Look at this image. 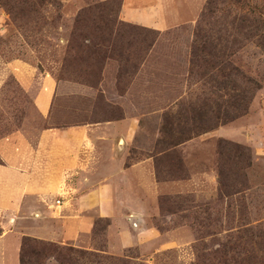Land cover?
I'll return each mask as SVG.
<instances>
[{"label": "rangeland", "instance_id": "1", "mask_svg": "<svg viewBox=\"0 0 264 264\" xmlns=\"http://www.w3.org/2000/svg\"><path fill=\"white\" fill-rule=\"evenodd\" d=\"M164 2L181 19L161 32L121 20L122 0H0V140L126 117L134 137L118 155L152 169L144 190L76 212L93 224L81 243L23 235L22 264H264V0ZM43 75L45 117L27 92ZM49 212L38 224L56 234L63 209ZM30 216L3 230L26 233ZM120 233L143 242L124 248Z\"/></svg>", "mask_w": 264, "mask_h": 264}, {"label": "crops", "instance_id": "2", "mask_svg": "<svg viewBox=\"0 0 264 264\" xmlns=\"http://www.w3.org/2000/svg\"><path fill=\"white\" fill-rule=\"evenodd\" d=\"M164 4V0H122L121 20L165 31L175 25L180 17H176L169 9L166 10ZM14 67L23 70L18 77H25L28 82L32 79L29 78L31 75L28 74V69L26 71L21 65ZM39 86L36 93L31 92V88L27 92L31 94L39 114L45 117L53 107L55 82L51 77L43 75L39 79ZM134 130L135 124L124 117L104 124L48 127L39 133L33 145L20 133L1 139L0 231L5 226L11 227L20 212L28 211L30 218L33 216L35 219L32 218L34 221L26 227L24 234L20 229L12 232L8 228L7 231L0 232V264H19V241L23 235L59 245L81 243V236L90 233L93 224L76 212L108 210L111 207L107 199H110L112 190L116 188L144 190L151 180L152 169L148 160L126 166L127 156L118 155L117 152L116 143L123 140L124 145L128 146L134 137ZM86 150L90 152L84 157ZM76 190H90V193L86 195L88 197H79L74 194ZM54 194L58 198L51 201ZM71 203L75 212L72 215L67 213L70 209L65 210ZM51 209H63L57 222L60 226L56 234L52 230H43L38 224L40 219L51 217ZM5 218H9L8 223H4ZM131 218V223L138 221L134 215ZM148 235L151 233L148 232ZM119 240L124 248L143 242L121 233Z\"/></svg>", "mask_w": 264, "mask_h": 264}, {"label": "trees", "instance_id": "3", "mask_svg": "<svg viewBox=\"0 0 264 264\" xmlns=\"http://www.w3.org/2000/svg\"><path fill=\"white\" fill-rule=\"evenodd\" d=\"M213 128V127H212ZM211 128V129H212ZM210 129H204V130H200L199 128L198 129H193L192 130V132H194L195 134L194 135H196L197 133H199V132H203V133H205V132H207V131H209ZM170 135V134H169ZM171 136V135H170ZM189 139H191V135H188L187 137H184V138H176L173 142L171 141H168L170 144H173V146L174 145H179V144H181V143H184V142H186L187 140H189ZM20 253H21V250H20ZM20 257H21V254H20ZM20 257H19V263L20 264H22L23 263V261H22V259H20Z\"/></svg>", "mask_w": 264, "mask_h": 264}, {"label": "built area", "instance_id": "4", "mask_svg": "<svg viewBox=\"0 0 264 264\" xmlns=\"http://www.w3.org/2000/svg\"><path fill=\"white\" fill-rule=\"evenodd\" d=\"M56 205H57V206L59 205V201H58V200L56 201Z\"/></svg>", "mask_w": 264, "mask_h": 264}]
</instances>
